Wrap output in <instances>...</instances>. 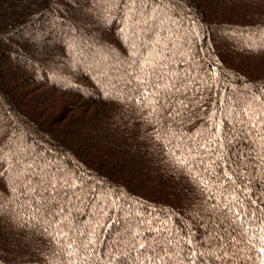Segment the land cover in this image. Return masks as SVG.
Segmentation results:
<instances>
[{
    "label": "trees",
    "instance_id": "obj_1",
    "mask_svg": "<svg viewBox=\"0 0 264 264\" xmlns=\"http://www.w3.org/2000/svg\"><path fill=\"white\" fill-rule=\"evenodd\" d=\"M261 44L264 0H0V155L78 177L26 197L0 163V264H262Z\"/></svg>",
    "mask_w": 264,
    "mask_h": 264
},
{
    "label": "snow or ice",
    "instance_id": "obj_2",
    "mask_svg": "<svg viewBox=\"0 0 264 264\" xmlns=\"http://www.w3.org/2000/svg\"><path fill=\"white\" fill-rule=\"evenodd\" d=\"M127 12H132V8H130L128 5L125 6ZM129 18L128 15H125V21H127ZM192 25L194 28H200L201 30L203 29L202 24H197L196 21H191ZM123 31V29H122ZM197 35H199L197 33ZM71 47V45H70ZM259 47H264V44L259 45ZM135 55V53H132ZM150 63L149 61H145V64ZM261 91H264V88L261 89ZM258 98V97H257ZM248 113H246L247 115ZM260 114H252L249 115V120L252 122V127H256V117ZM247 126V125H246ZM217 128H219V125H216ZM157 139H159V136H157ZM19 142L16 144L15 151L11 153V157H9L7 154L5 155H0V163H8V166L10 169L14 168L16 169V176L19 178V182L24 189V194L27 197L29 193H34L36 191V188L39 185H44L45 190H51L53 192L58 191L60 188L65 187V186H71L73 188L77 187L75 183H72V181L77 180L78 177L75 176H69L68 173L56 169L55 171H52V165H49L47 163L41 164L39 160L36 159L35 153L32 151L31 146L26 143V140L23 137L18 138ZM259 140L261 141V146L264 148V135L259 137ZM168 144H165V147H167ZM177 148L180 147V145H176ZM200 147H203V145H200ZM198 150L195 149H189L188 155L184 156H176L175 155V149H173V152L171 154V159L173 165L182 170L185 175H190L193 181L198 183V186H201L203 190H207L208 188L211 187V183L209 180L204 179L203 176H200L199 179L197 180V174L193 172V161L195 160V157L198 156ZM264 159V156L261 157ZM9 160L11 161L9 163ZM202 162V161H201ZM198 168L199 165H196ZM207 172V169H205ZM38 175V180L36 183H33L31 177L37 176ZM3 173H0V176H2ZM225 175H228L225 173ZM219 177H217V180ZM230 179V177H229ZM112 195H115L114 193ZM116 199H119V196L116 197ZM253 204H256L257 201H252ZM231 210V209H229ZM64 212V209H59L55 215H60L61 219L56 221V223L61 224V228L63 227V223H67L68 227H72L71 223V214L69 213L68 215H62ZM101 214H103L101 212ZM264 224V221L261 222ZM49 227H55L54 223H50ZM60 236H67V233L64 232L63 230H58ZM264 231V229H262ZM135 235V233H133ZM262 240H264V236L261 237ZM92 241L89 240V244ZM74 243V242H73ZM188 243H191V240L188 241ZM68 249H72L73 244L69 243L67 245ZM87 247V245H85ZM146 246L144 244H140L139 248H145ZM221 247H223V244H221ZM163 255L160 254V252H156V250L153 248L152 249V254L139 259L138 264H159V262L163 261L164 256H169L170 254L168 253L167 249H163ZM194 254V253H193ZM202 253L201 255H203ZM209 255H212L211 253H208ZM68 255H74L73 252H69ZM115 258V257H113ZM214 259H221L219 256H213ZM224 258L227 261L228 258V253L225 250ZM262 264H264V261H262Z\"/></svg>",
    "mask_w": 264,
    "mask_h": 264
}]
</instances>
